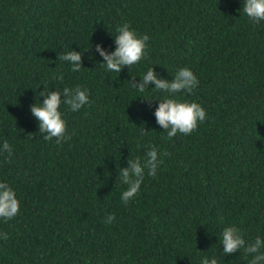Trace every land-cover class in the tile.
Segmentation results:
<instances>
[{"label": "trees", "instance_id": "obj_1", "mask_svg": "<svg viewBox=\"0 0 264 264\" xmlns=\"http://www.w3.org/2000/svg\"><path fill=\"white\" fill-rule=\"evenodd\" d=\"M243 4L0 0V182L19 200L17 216L0 218V264H250L221 244L231 226L246 242L264 239V21ZM124 23L149 36L147 57L108 72L95 45L114 51ZM71 50L82 56L78 72L59 58ZM182 67L199 81L191 93L128 82L149 68L171 81ZM76 86L90 103L61 105L71 139L44 140L30 106L44 89ZM165 98L200 104L206 120L169 139L154 116ZM153 146L163 162L155 176L145 168L125 204L120 168L143 165Z\"/></svg>", "mask_w": 264, "mask_h": 264}, {"label": "clouds", "instance_id": "obj_2", "mask_svg": "<svg viewBox=\"0 0 264 264\" xmlns=\"http://www.w3.org/2000/svg\"><path fill=\"white\" fill-rule=\"evenodd\" d=\"M243 12L255 23L264 21V0H244ZM116 32L114 51L108 52L100 44L95 45V50L103 58L104 62L102 64L106 71L119 73L123 67L127 66L129 68L137 64L142 57H147L145 49L149 36L147 34L138 35L127 23L118 26ZM59 58L70 62L73 72H78L82 68V56L79 52L71 50ZM57 79L63 80V76L59 75ZM128 82L131 87L139 92H144L151 83L154 84L156 90L173 95L181 92L191 93L199 83L197 77L187 67L179 68L171 81L159 78L153 68H149L138 82L135 78ZM40 96L44 97L43 102L39 105L36 103L31 105L30 111L38 121L39 132L43 134V139L48 141L55 138L58 144L71 139L66 134V123L62 119L59 109L63 104L75 112L84 105L89 104L87 90H82L80 86H76L74 89L65 87L62 91L44 89L40 92ZM154 116L157 124L167 131L169 139L176 136L177 133L190 135L197 129L198 124L203 123L207 118L206 111L200 104L180 101L175 98H165L159 101ZM147 132L144 131L145 134ZM2 150L8 152L9 157L12 155V148L7 141L3 143ZM162 162L158 157L157 149L153 146L146 153V160L143 165L139 158L135 160L128 159L127 167L120 168L119 179L127 185V189L121 194V200L125 204L139 193L145 168H147L149 176H155L156 170ZM18 214L19 200L16 198L15 191L7 183L0 182V218L7 221ZM114 220L115 216L109 214L104 222L111 224ZM0 238L7 239V234L0 233ZM221 244L226 255L237 253L240 249H243L246 255L252 256L250 264H264V251H262L264 249V239L259 236L249 243L245 241L237 227H225L222 231ZM201 264H217V260L215 258L211 260L203 258Z\"/></svg>", "mask_w": 264, "mask_h": 264}]
</instances>
